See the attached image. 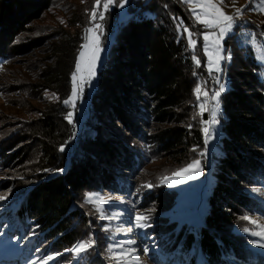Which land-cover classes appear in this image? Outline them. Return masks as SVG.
<instances>
[{"label": "trees", "instance_id": "1", "mask_svg": "<svg viewBox=\"0 0 264 264\" xmlns=\"http://www.w3.org/2000/svg\"><path fill=\"white\" fill-rule=\"evenodd\" d=\"M57 1L0 0V60H18L48 43L42 32L29 39L20 36H26ZM252 17L255 34L263 36L264 17ZM180 20L193 27L182 0H130L102 55L81 118L76 101L73 123L66 119L72 107L62 101L71 94L85 33L69 34L63 43L49 45L52 55L38 67L37 79L60 99L38 110L42 114L37 119L0 137V170L8 169L9 175L0 180V193L9 197L8 207L0 210V248L16 243L27 258L59 253L49 264H115L109 257L108 221L85 199L88 191L104 190L132 194L139 208L119 209L129 226L134 213L147 211L152 226L140 232L142 241L148 239L158 248L151 251L152 261L164 255L170 264L264 263V257L248 246L243 232L247 221L241 219L264 213V203L249 192L264 179V84L252 46H228V68L239 85L221 96L226 135L222 153L214 160L211 206L201 225H178L171 219L168 211L176 192L168 184L154 176L139 180L149 158L173 160L171 168L166 167L171 175L207 146L202 129L210 115L200 114L194 90L197 84L202 91L215 89V74H209L201 50L189 45L184 28H178ZM84 24H90L89 18ZM235 39L229 37L226 44ZM193 56L200 59L199 66ZM28 79L21 75L20 84L9 86L29 84L32 91L40 86ZM153 122L158 126L146 131ZM72 135L76 142L70 150ZM33 139L35 147H30ZM12 168L17 171L10 173ZM90 239L94 246L76 259L74 246Z\"/></svg>", "mask_w": 264, "mask_h": 264}, {"label": "rangeland", "instance_id": "2", "mask_svg": "<svg viewBox=\"0 0 264 264\" xmlns=\"http://www.w3.org/2000/svg\"><path fill=\"white\" fill-rule=\"evenodd\" d=\"M129 2L130 0H128V3L125 4L123 8L110 6V10L104 13V19L102 21H97L103 25L102 31L99 32L100 47L102 51L99 54L95 75L91 78L90 84L87 83V94L85 96L83 93V88L84 85H86V82H82L80 80V75L77 76L76 81V84L82 91V99L78 100V107L76 108V114L79 115L80 118L85 112L84 110L88 104L89 98H91L90 95L92 92V86L96 77L97 67L99 63H101L100 61L102 59V55H104L103 53H105L106 49L108 48V41L119 25L118 18H122L123 14L128 11ZM93 4L94 0H58L53 4L49 11L43 14L39 20L32 24V30H30V32H26V36H20V40L26 38L29 39L36 37L40 32H42V34L47 37L48 43L45 46H41L38 50L36 49L35 51L31 52L30 54L28 53L25 56H21L18 58V60L14 61V56H12V59L9 62H3L0 60V137L1 135L8 136L11 131L15 130V128H20L23 125L25 126L27 122H32L33 120L37 119L39 115L42 114L38 110H42L46 104H51L52 102H56L58 99H60L57 92L46 89L40 85L41 80L37 79V74L39 73L38 67H41L42 63L44 65V63L49 62V57L52 55L50 50L52 46H49L51 43L53 44L54 42H57L58 44H61L66 39H68L69 34L74 36L79 31H83L85 33L86 28L93 26V23L90 21V24L87 27H84V23H86L87 19L90 17ZM187 6L188 8L195 7V5ZM221 7L223 8L224 12L229 15L234 14L236 8L244 9V12L243 15L237 20L236 25H234L233 31L226 35L222 42V55L229 58L220 62L221 71L213 72L215 74V83L217 78H219L220 83H216V88L211 92H208L209 95L206 103V108L208 109L207 112L210 115L208 120L210 121L213 119L211 113L212 110L215 109L216 120L218 123L209 125L210 130L214 129V133L212 137L208 139L205 150H201L197 157L191 159L188 162L190 163L193 160L199 159L201 161L202 172L197 174L195 179L186 180L184 183H177L175 180L171 179L168 181L162 180L161 177L163 176L171 178L172 174L169 175L171 172L166 167L170 166L171 168L173 165V160H169L168 157L163 156L160 158L155 157V159L154 157L149 158L147 160L148 166L145 167L139 176L140 181H142V179H144L146 176H154L156 179L155 181L161 180L164 184H168L171 189H174L176 192V198L173 204L174 207L168 211V213L171 219L176 220L178 225L184 222L189 223L192 227L201 225L211 206L209 203V197L212 192V185L214 183V160L217 159V157L222 153L223 148H221V143L224 135H226L221 127L223 121L220 117L223 107L221 96L223 93H225V91H229L230 88L237 87L239 85V80H235L234 77L231 76V72L228 68L232 61V49L229 48V50L228 46L232 47L240 44L249 45L254 48V56L256 61L261 65L262 69L260 79L264 84V35L258 37L257 34H255L254 28L250 25L253 21H255L253 20L254 18L252 15L262 18L264 17V12L258 10L257 0H236L234 6L229 5L228 7H224L221 5ZM61 20H63L64 23H61ZM193 23V27L188 26V28L197 33V35L193 37L198 41L196 48L198 47L201 50L200 52L204 54L202 40L199 36V33L205 31V29L200 24L196 23L194 19ZM232 36H235V40L237 41H232L231 45H227L226 40ZM230 40H233V38H230ZM102 41L107 42V44L104 46ZM205 63L207 64L206 56ZM81 65L83 70L85 66L83 60H81ZM19 74H21L22 77L28 76V80L30 82L38 83L40 86H38L34 91L27 88L29 86L32 89L29 84L28 86L20 87L18 89L9 86V83H11L13 86L14 84H20V82H18L19 80L17 81V78H21V75ZM81 74H83V72ZM221 84L224 87V91L221 92L220 96L218 97L219 104L217 107L216 101H214L211 97L212 94L220 88ZM198 85L199 84H197L196 87ZM199 102H205V97L203 95H201ZM184 108L186 107L184 106ZM71 112H73V108L71 109ZM156 126L158 125L153 122L149 127H145V130L150 131V128H156ZM159 126L166 127L167 124ZM34 142H36L34 139L33 142L31 140L30 147H35ZM75 142L76 135H72L71 141H69L70 150L74 146ZM188 163L185 164L187 165ZM186 165L182 166L181 168H184ZM164 167L166 169H164ZM6 171H8V169L0 170V180H3L4 177H9ZM15 171L17 170L14 168L10 169V173H14ZM136 176L137 175H133L132 179L135 181V183H140ZM262 180L257 181L256 185L251 186L249 188V192L252 195L258 197L260 201L264 203V179ZM0 195H4L6 197L5 199L0 200V210H3L4 208L8 207L6 204H8L9 197L3 193H0ZM86 196L87 197L85 199H87V202H91L92 204L91 206L93 208V212L97 209L101 216H105V219L108 221L106 225L111 231L110 236L112 237L110 238V246L127 239H135L137 241L136 245H125V248L135 247L137 251L126 256L123 264H170L164 255L161 256L163 259L160 258L159 261L151 260V251L158 248L154 245L150 246L152 242H149L148 239L142 241V233L140 232L139 228L134 227L131 233H128L127 235L124 234L127 228L130 227V222H128L127 219L121 215L117 216L118 213H121L119 209H125L124 207L126 206H130V208L133 209L132 205L134 206V209L139 208L138 204L133 202L131 193L129 195L123 196V194H119L118 192L115 193L102 190L100 193H92L88 191ZM89 197H91V200H89ZM101 197H112V199H105L104 202H101ZM117 197L121 199L118 200L116 199ZM106 207L109 209L106 210ZM141 211H144V209ZM146 212L147 211H145L143 214L145 215ZM163 212L164 211L161 210L160 214H163ZM247 216L256 221V224H252L250 221L246 222L247 228L250 229V232L260 231L258 225L264 224V213H250ZM110 217L116 218L110 219ZM250 232H244V234H246L245 236L247 238L246 240L248 246L256 254H261V256L264 257V248L252 243V241L258 240L259 237L252 236ZM29 238L30 236L28 235L25 240H28ZM145 247L149 249L147 253L143 251ZM109 249L111 251L109 252V257L113 259L112 261L115 264H121V262L115 259L114 256L115 254L121 252L122 249L110 247ZM4 255H7V257H2ZM49 255L56 257L55 254H48L47 256ZM0 257H2L0 259V263L6 259V264H44L45 258L37 255L27 258L26 254L22 251V246L16 243H7L6 246L1 247ZM74 257L77 259L78 255L75 253ZM50 261L52 262L53 260L47 261V264H49ZM260 264L264 263L260 262Z\"/></svg>", "mask_w": 264, "mask_h": 264}, {"label": "snow or ice", "instance_id": "3", "mask_svg": "<svg viewBox=\"0 0 264 264\" xmlns=\"http://www.w3.org/2000/svg\"><path fill=\"white\" fill-rule=\"evenodd\" d=\"M186 5L195 7H190L189 11L194 19V21L200 24L205 31L199 33V36L202 40L203 52L207 58V69L209 74L218 71H221L220 62L222 60H226L229 57L222 55V42L226 35L233 31L234 25H236L237 20L243 15L244 9L236 8L235 13L232 15L226 14L221 7H228L229 5H235L236 0H182ZM128 3V0H94V4L92 6V10L90 12V21L93 23V26L85 29V43L81 45V51L78 54L77 63L75 65V71L72 74L73 80V88L70 96L67 99L62 101L63 104L72 107L73 109L76 106V101L82 99V91L79 86L76 84L77 76L80 75V80L82 82L89 83L91 82V78L95 75V70L97 66V61L99 60V54L102 51L100 47V39L99 32L102 31L103 25L98 23L97 21H102L104 19V13L110 10V6H116L123 8L125 4ZM102 5V7H101ZM247 7V6H246ZM257 8L259 11L264 12V0H257ZM198 9V10H197ZM178 19V18H175ZM61 23H64L61 20ZM183 27L184 32L187 33V40L189 45L193 47L195 50L198 41L193 37L197 35V33L193 32L191 29L183 25V21L180 20L178 24V28ZM255 42V41H254ZM81 60L84 61V68L82 70ZM193 60H195L196 64L199 66L201 61L196 56H193ZM83 72V74H81ZM216 83H220L219 78L216 79ZM224 91V87L221 84L220 88L216 90L212 94V99L216 101V106L218 107L221 92ZM197 100L199 101L201 95L205 97V102L199 104L200 114L202 115L208 109L206 108L208 91L203 90L201 86H197L194 90ZM213 119L210 121H204L205 127L202 129L205 143H207L208 139H210L214 133V129L210 130L209 125H214L218 123L216 120V111L212 110ZM66 119H68L69 123H73V112H69L67 114ZM63 151V147L60 149ZM59 171H63L62 169ZM202 172L201 161L199 159L193 160L188 163L184 168L176 169L172 172L171 178L167 176L161 177L162 180L168 181L169 179L175 180L177 183H184L186 180H192L196 178L197 174ZM151 186V185H146ZM4 195H0V200L5 199ZM105 199H112V197H101V202H104ZM116 199H121L117 197ZM91 200V197H89ZM123 215V213H118L117 216ZM116 217H110V219H114ZM241 219L250 221L252 224H256L255 220H252L248 216H243ZM150 217L144 215L143 213L136 212L133 215L132 225L135 228L145 229L147 227H151L152 225L148 222ZM133 226L127 228L124 233L127 235L133 231ZM260 231H251L250 229L245 227L243 229L244 232L249 233L254 237H259L258 240L252 241V243L257 246L264 248V224L258 225ZM107 230V229H105ZM95 244L94 240H86L81 241L74 246L72 251L77 255L82 252H86L88 249L92 248ZM137 241L135 239H127L120 241L115 245H111L110 248H119L122 249L121 252L115 254L114 258L123 264V261L126 256L129 254H133L137 251L135 247L125 248V245H136ZM145 253L149 251L147 247L143 249ZM60 255L59 253L56 254ZM54 256H47L44 258V264H47V261L54 260ZM138 260V258H137Z\"/></svg>", "mask_w": 264, "mask_h": 264}, {"label": "water", "instance_id": "4", "mask_svg": "<svg viewBox=\"0 0 264 264\" xmlns=\"http://www.w3.org/2000/svg\"><path fill=\"white\" fill-rule=\"evenodd\" d=\"M98 68V67H97Z\"/></svg>", "mask_w": 264, "mask_h": 264}]
</instances>
